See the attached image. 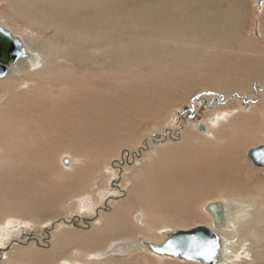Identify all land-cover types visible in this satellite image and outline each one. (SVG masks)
Wrapping results in <instances>:
<instances>
[{
    "label": "bare ground",
    "instance_id": "bare-ground-1",
    "mask_svg": "<svg viewBox=\"0 0 264 264\" xmlns=\"http://www.w3.org/2000/svg\"><path fill=\"white\" fill-rule=\"evenodd\" d=\"M34 1L15 0L11 4V8L16 16L34 25V27H41L43 17L48 18L49 16L55 19L59 14L66 16L71 21V24L64 20L62 22H53L50 19L46 21L45 32L47 33L48 30L52 29L54 33L52 38H50L52 44L49 45L44 41L39 42L26 38L23 33L17 32V30L0 22L1 26L11 30L24 42L28 51V56L20 59L15 65L10 67L7 75L0 79V84L6 83L8 85L9 94V99L0 107V136L4 142L0 146V154H2L0 191L3 188L16 186L25 188L26 185H29V180L36 174L34 169L39 166V162L49 158L51 152L54 151L52 149L53 145L56 148L55 144H62L67 139L84 138L89 135L85 130L86 127L91 126L94 122L104 123L107 119V112L110 110L111 104H107L106 114L102 113V106L105 102H108L106 96L109 93L110 84L103 88L101 83H93L92 87H89L88 84L92 82L91 78H96V75L91 72L90 69L92 67L87 68L86 66L83 68L82 79L73 84V79L71 78L73 76L66 79V76L61 74L62 72L69 73V75L76 74L74 72L76 70L75 64L74 66L68 64L67 61L69 60H63L65 61L64 63L53 61L56 60L54 56L60 48L64 50V46L74 43V41L77 42L79 39H83L85 41L88 40L87 42L91 44L100 41L109 43V38L118 37L117 39L120 42L128 41L131 45L135 44L131 47V51H128L125 45H122L121 50L115 51L113 49L115 51H113L114 57L121 59V64L124 66H126L127 60H135L130 63L132 64L130 70H135L136 72L140 71L141 66L150 67L152 72L145 75L142 88L140 86L139 90L141 89L140 96H147L151 99L149 102L152 106H160L162 104L165 107L166 103L178 99L177 91L186 94L191 90V87L200 82L224 93H231L233 90H237V92L246 94L250 91L252 81L258 79L264 83V69L260 68L257 61L255 63H245V66L239 62L228 61L233 60L234 52L231 47L233 42L228 43L226 39L240 38L243 35L247 41V35L241 34L240 30L246 19L248 8L245 4L238 3L236 0H134L131 2H127L129 0H105L104 7L98 12L94 10L88 11L86 6L78 9L77 5L79 2H76L77 0H51L53 9L50 10L36 6ZM83 2H87V6H91L89 2L94 6L102 4L101 0H84ZM115 14L120 16V18L115 20L113 26H109L108 22L111 21L109 18ZM95 20L98 22L96 23L97 25L93 23ZM111 28L117 31L120 30L121 33L112 35L107 32ZM261 31V37L264 40V22ZM249 37L248 35V40H251L252 37ZM254 41L255 43L258 42ZM207 46L211 47V51L214 50L211 57L216 60L220 59V61H211L214 69L208 72L210 76L204 79L199 77V72L206 70L207 65L193 60H202L207 56L210 52L204 54L202 52H205V50L202 52L197 50L205 49ZM123 52L125 54H122ZM129 53L134 54L135 57L127 56ZM65 55L62 58L68 57ZM48 59H52V61L50 62ZM221 60H225V62ZM86 61H91L93 66L98 65L96 60ZM54 71L58 72V74H54ZM52 76L55 77L56 84H50ZM121 77L122 74H119V79ZM138 77L141 78V74ZM147 81L150 82L147 83ZM184 81H187L186 84ZM23 85H27L28 88L21 90V93L16 92L17 88ZM32 85H34L33 90L30 89ZM98 87H101L102 91H94L99 89ZM262 88L258 86L256 91L264 92ZM54 91H60V93L57 92L58 94L55 95ZM29 92L33 93V95L31 96ZM257 92L256 95L258 94ZM3 94H6V91ZM94 96H104V99L100 102H95ZM234 96L242 97V100L247 97L235 94ZM58 97L59 101H57ZM49 99V105L42 102ZM247 100L252 104V102L259 99H245V101ZM245 101L243 100V102ZM150 109L151 107L148 106L144 111L147 112ZM98 110L99 112L97 113ZM77 112H79L80 116L75 118L74 115ZM239 115V112H225L222 115L214 116V118L198 121L193 125L199 132L201 131L197 128L198 125L203 124L205 126V131H202L205 134H199L197 131L200 136L197 139L199 142L198 147L192 145V140L195 137L185 132L182 139L179 140L181 143L161 152L152 164L155 169H140L137 173L136 181L131 187L129 197H127L128 200L120 205V208L128 211H131L130 208L132 207L139 208V206H142L133 215L132 221L134 223H131L133 228L140 229L138 227L146 223V212L144 210H150V205L156 208L155 211L168 206L169 209L166 212L169 216H167V220L170 224L176 225L177 228L166 227L165 229L164 227L160 229L153 227L152 230L156 231L157 236L160 235L162 238L144 236L143 233H139L140 238L133 239L126 235L118 237L112 235L113 233L126 230L128 221L121 219L123 214L118 218L117 213L108 214L106 222L104 219H86L84 226H79L74 222L76 227L86 229L96 226L97 232L87 237H77L78 235L75 236L71 233L70 241L73 243L68 244V248L77 243H83L88 248H85V252H81L79 249L78 252L76 251L78 254L65 258L63 262L61 261V264H97L104 256H125L135 251L144 252V254H149L148 256L159 260L168 259L159 258L148 252L143 247V240L160 244L168 237L169 232L185 227L188 219L187 212L199 200L205 198L208 194L206 190H212L210 192L211 195L229 193L234 197L235 193L251 191L253 188L254 193L248 195L252 200L257 199L264 190L260 186H257L258 188L252 187L253 184L249 183V176L245 175L243 177L244 175H239L242 169L241 164L245 161L243 158L241 160L239 155L242 157V148L246 144L251 145L259 137L251 130L246 131L245 127L241 129L238 126L239 129L233 132L236 133L240 130V132L242 130L244 132L239 134V136H234L232 128L228 134L227 130L225 131V126L227 127V120L236 125L239 123L250 125V121L255 117V122H259L257 119L258 114L249 116L247 119L243 115L241 116L242 119H240ZM72 128H78L79 132L71 134L70 130ZM252 147L256 146L252 145L244 151L243 154H246V157L247 150ZM143 150L144 148H140L139 154L134 153L133 159L140 157V153ZM13 154L16 155L15 159L12 158L15 157ZM68 158L70 164L64 166L65 168H73L74 158L73 156ZM170 162L173 163L170 168L174 170L173 172L156 173L163 165H168ZM136 164H139V158L136 159ZM253 167L255 169L259 168L254 165ZM197 169L202 170L199 180L194 179L199 173ZM261 169L264 170V168ZM61 171H65L64 167ZM227 173L230 175H226ZM213 177L218 178V184L214 186H212ZM147 182L153 186H151V189L145 188ZM203 182H206V184L202 189H199L197 183ZM185 184L188 185V191L184 189ZM142 188L147 189L145 194L142 192ZM178 188L183 189L185 193H180L181 191L177 190ZM185 199H187V202H185ZM47 201L50 200L47 199ZM221 203L223 221L216 223L211 214L205 210V207L210 203H203L204 206L201 207L203 212L202 220L206 225L199 226H208L221 237V264L233 263L235 259L239 261L250 259L252 244L248 243L249 246L247 244L248 247H244V244L249 240L241 238V226L243 224L249 225L252 221L256 222L257 219L263 218L264 198L262 197L261 214L246 211L247 204H243L239 199L233 200L226 197ZM151 206L150 208L152 209ZM88 211L92 212L94 209ZM4 214H7V212ZM0 219H2L1 216ZM8 222L11 221L6 220L1 225ZM67 223L64 222V224ZM102 223L104 224L103 226ZM113 224L117 226L111 227ZM66 227L69 226L66 225ZM22 229L24 228L22 227ZM191 229L181 230L187 231ZM67 230L64 229L63 233L56 235L55 243L59 246L62 237L65 238ZM7 235L10 237V234ZM107 238L113 239L111 240L113 242H109L107 246L105 245V248L90 249V245L96 244V242L102 244ZM252 238L249 237V239ZM22 240L27 243L36 241L32 237L22 238ZM20 245H16L18 250L16 257L7 253L4 254L6 264H41L42 253L39 251L34 252L30 246L22 247ZM33 253H35V256ZM53 253L55 252H52V256L50 255L49 257L55 258L56 255L53 256ZM44 257H47V255ZM169 260L180 261L179 258Z\"/></svg>",
    "mask_w": 264,
    "mask_h": 264
},
{
    "label": "rangeland",
    "instance_id": "rangeland-1",
    "mask_svg": "<svg viewBox=\"0 0 264 264\" xmlns=\"http://www.w3.org/2000/svg\"><path fill=\"white\" fill-rule=\"evenodd\" d=\"M83 1L84 0L76 1L79 2L77 5L78 9H82L86 6L88 11L94 10L98 12L105 5V0H101L102 4H96L97 6H94L91 2H89L91 6H87V2ZM131 1L134 0H129L127 2ZM236 1L245 4L248 8L246 19L240 30L241 34L247 35V41L243 35L240 38H234L235 40L233 38L226 39L228 43L233 42L231 47L234 52L233 60L228 61L239 62L244 66L257 61L260 68L264 69V40H262L261 37V30L264 22V5L262 8H259V0ZM13 2H15V0H0V22L17 30V32L23 33L26 38H31L39 42L44 41L51 45L50 38H52L54 33L52 29L48 30L47 33L45 32L46 21L50 19L53 22H62L64 20L71 24V21L66 16L59 14L55 19L49 16L48 18L43 17L41 27H34V25L14 14L11 8ZM34 4L43 9H53L51 0H35ZM119 18L120 16H116V14L111 16L109 18L111 21L108 22V25L113 26L115 20ZM93 23L97 25L96 23L98 22L95 20ZM107 32H110L112 35H119L121 33L120 30L117 31L114 28L108 29ZM248 35L252 37L251 40H248ZM117 38L118 37L109 38V43H102V41H100L93 44L87 42L88 40L79 39L77 42L74 41L75 44L73 42L67 44L64 46V50L60 48V50L56 52L54 56L56 60L53 61L64 63L66 60H69L67 61L68 64L73 66L75 64L76 70L74 72H76V74L73 73V75H69V73L65 72L61 74L62 76L64 74L66 79L67 77L73 76L71 77L73 79V84H76V82L82 79L83 68L85 66L87 68L92 67L90 70L95 73L93 75H96V78H91L92 82L88 84L89 87H92L93 83H101L103 88L110 84L109 93L106 96L108 102H105L102 106V113L106 114L105 109L108 103L111 104V108L107 112V119L104 123L94 122L91 126L85 128L86 132L89 133L88 136L76 138L74 140L67 139V141L62 144H55L56 148L53 145L52 149H54V151L51 152L49 158L39 162V166L34 169L36 174L29 180V185H26L25 188H23V186H16L13 188H3V190L0 191V216L2 217V219H0V264H6L5 253L16 257L18 252L16 245L19 246L22 243L24 245L20 246H30L34 252L39 251L43 254V258L40 260L41 264H61L65 258L73 257L75 254H78L77 252L79 249L81 252H85L88 248L85 247L83 243H77L68 248V244L73 243L70 241L71 233L75 236L78 235L77 237H87L97 232L96 226H91L89 229H86L78 226L76 227L75 225L84 226L86 219L94 220L95 218L99 220L104 219L106 222L107 215L112 213H117V218L123 214L121 219L128 221L126 230L112 234L116 237L126 235L133 239H137L140 238V234L143 233L144 236L162 238L160 235L157 236L156 231L154 232L152 230L153 227L160 229L164 227L165 229L166 227L177 228L176 225L170 224L167 220V216H169L166 212L167 209H169L168 206H164L165 208L162 207L160 210L157 209L155 211L156 208L150 205L152 209L149 206L150 210H144V212H146V223L143 225L144 227L139 226L138 228L140 229H134L133 224H131L134 223L132 221L133 215L136 214L142 206H139V208L132 207L130 208L131 211H128L124 208H120V205L128 200L127 197L130 195L131 187L136 181V175L139 170L146 168L155 169L152 164L159 157L161 152L181 143L179 140L182 139L185 132L195 137L192 140V145L195 147L199 146L197 140L200 138L198 135L199 131L195 129V125H193L198 121L214 118V116L222 115L225 112H239L240 119H242V115L247 119L249 116H253L257 113L259 122H255V117L250 121V125H244L243 123L236 125L227 120L226 122H228V124L227 127L225 126V131L227 130L229 134L231 130L233 132L236 131V129L238 130L239 128L242 129L245 127L246 131L251 130V132L258 135L259 138L255 139L251 145L246 144L244 146L245 148H242L243 153L252 145L258 146L264 144V92L260 90H258V92L256 91L258 86L263 87L262 89L264 90V83H262L261 80L257 79L251 82L248 94L237 92V90H233L231 93H224L210 86L203 85L200 82L191 87V90L186 94L177 91L178 93H176V95L178 99L166 103L165 107H163L162 104L160 106H152L149 102L151 99L147 96H140L141 89L139 90L140 86L142 88L145 75L152 72V70L146 65L141 66L138 72L130 70V66H132L130 63L135 60H127L126 66L121 64V59L114 57L115 54L113 53V49H115V51L121 50L122 45H125L126 49L131 51V47L135 44L131 45L128 41L120 42ZM253 39L258 42L255 43ZM199 44L202 45L201 43ZM197 50L201 52L205 50V52H202L204 54L211 53L202 60H193L196 62H203L207 65L205 68L206 70H201L199 72V77L206 79L207 76H210L208 72L214 69L212 68L213 63L211 61L219 62L220 59L216 60L211 57L212 51H214H211V47L207 46L205 49ZM64 53L68 56L67 58H62V56L65 55ZM122 54L125 53L123 52ZM129 54H127V56L135 57L134 54ZM48 60H50V62L52 61V59ZM86 60H96L98 65L93 66L91 61ZM221 61L225 62V60ZM86 63H90V66ZM54 74H58V72L54 71ZM119 74H122L120 79ZM140 74L141 78L138 77ZM51 78L50 84H56L57 81L55 77L52 76ZM63 79H65V77H63ZM149 82L150 81H147V83ZM186 82L187 81H184L185 84ZM7 88L8 85L6 83L0 84V107L9 99ZM25 88H28V86L23 85L18 87L16 92L21 93V90ZM98 88L99 89L94 91H102L101 87ZM30 89L33 90L34 85H32ZM5 91L6 94H3ZM57 92L60 93V91H54V94H58ZM29 94L31 96L33 95L31 92H29ZM234 94L243 97L247 96L246 99L249 100H259L252 102V104H250L248 100L244 103L242 97H235ZM24 95L26 96V94ZM176 95H174V97H176ZM219 95L221 96L218 97ZM61 96L63 97V95ZM103 99L104 96H94L95 102H100ZM57 101H59V97ZM42 102L49 105L50 99L47 101L43 100ZM148 106L151 107V109L145 112L144 109ZM98 112L99 110L97 113ZM79 116V112L74 115L75 118ZM77 129L72 128L70 133H78L79 129ZM240 131L236 133L233 132V135L239 136V134H243L242 132L244 131ZM199 134L205 133L199 132ZM3 143L0 136V146ZM140 148H144L140 153V157H135L133 159V154H139ZM201 148L204 151L202 146ZM243 153L242 157L239 155L241 160L242 158L245 159V161L243 160V164H241L242 169L239 175H244L243 177H245V175L249 176V183L253 184L252 187L255 188L260 186L261 189L264 190V170L261 168L255 169L253 164L247 159L246 154ZM13 156L15 157L12 158L15 159L16 155L13 154ZM66 156L71 158L73 156V168H65L62 163V159ZM137 158H139V164H136ZM0 163H2V154H0ZM172 164L173 163L170 162L168 165H163L156 173L173 172L174 170L170 169ZM63 167L65 171H61ZM197 172L199 173L195 176V180L200 179L202 170L197 169ZM228 174L229 173L226 175ZM205 184L206 182L197 183L199 189H202ZM212 184V186L218 184V178L213 177ZM151 186L152 185L148 182L145 184V188L147 189H151ZM147 189L142 188L141 190L145 194ZM184 189L188 191L187 184H185ZM177 190L181 191L180 193L182 194L185 193L181 188ZM206 192L208 194L205 198L199 200L198 203L187 212V222L185 223V227H180L181 229H191L199 225H206L202 220L203 212L201 207H203L205 203H211L213 201L222 202L226 197L233 200H241L243 204H247L246 211L250 213L261 214L260 211L262 209L261 204L262 197L264 198V191L254 200L248 195L254 193L253 188L251 191L235 193L234 197L229 193L225 195H211L210 192H212V190L210 189L206 190ZM47 199L50 201H47ZM185 202H187V199H185ZM90 209H94V211L89 212L88 210ZM5 212H7V214H4ZM6 220H10L11 222L1 225ZM64 222L68 223L64 224ZM74 222L76 224H74ZM103 223L102 226L104 225ZM66 225L69 227H66ZM114 226L117 225L113 224L111 227ZM22 227L24 229H22ZM241 228V238L249 240L244 244V247L247 246L248 243H251L250 252H252V254L249 255L250 259H243V261L235 259L234 262H230V264H264V213L263 218L257 219L256 222L252 221L249 225L243 224ZM64 229H68L67 234L65 238L62 237L59 246L55 243L56 235L63 233ZM7 234H10V237ZM26 237L35 238L36 241L27 243L22 240V238ZM249 237L254 238L249 239ZM108 238L104 240L102 244L96 242V244L90 245V249L97 250L105 248L109 242H113L111 241L113 239ZM52 252H55L53 253V256L56 255L55 258L49 257L50 255L52 256ZM33 255L35 256V253H33ZM45 255H47V257H44ZM148 255L149 254H144V252L141 251H135L125 256H104L97 264H191V262H181V260H159ZM3 261L5 262L3 263Z\"/></svg>",
    "mask_w": 264,
    "mask_h": 264
},
{
    "label": "water",
    "instance_id": "water-1",
    "mask_svg": "<svg viewBox=\"0 0 264 264\" xmlns=\"http://www.w3.org/2000/svg\"><path fill=\"white\" fill-rule=\"evenodd\" d=\"M263 3V1L259 3V8L263 7ZM27 56L28 51L24 42L11 30L0 25V79L7 75L10 67ZM245 99L243 98L244 101ZM197 128L201 132L205 131L203 124H199ZM247 158L254 166L264 168V144L249 148ZM62 161L65 166L70 164L68 157H64ZM205 210L211 214L216 223L223 221L221 202L210 203L205 207ZM220 242L221 237L213 229L208 226H197L187 231L172 230L160 244L143 240V247L154 256L162 259L179 258L183 262L221 264ZM209 248L213 251L211 260L205 259L204 255L199 254ZM109 251L112 252L111 249Z\"/></svg>",
    "mask_w": 264,
    "mask_h": 264
},
{
    "label": "snow or ice",
    "instance_id": "snow-or-ice-1",
    "mask_svg": "<svg viewBox=\"0 0 264 264\" xmlns=\"http://www.w3.org/2000/svg\"><path fill=\"white\" fill-rule=\"evenodd\" d=\"M199 254L204 255L205 259H208V260H211L213 258V251L211 248H209L207 251H205L203 253H199Z\"/></svg>",
    "mask_w": 264,
    "mask_h": 264
},
{
    "label": "flooded vegetation",
    "instance_id": "flooded-vegetation-1",
    "mask_svg": "<svg viewBox=\"0 0 264 264\" xmlns=\"http://www.w3.org/2000/svg\"><path fill=\"white\" fill-rule=\"evenodd\" d=\"M261 1H263V2H264V0H259V3H260ZM259 3H258V4H259ZM263 4H264V3H263Z\"/></svg>",
    "mask_w": 264,
    "mask_h": 264
}]
</instances>
